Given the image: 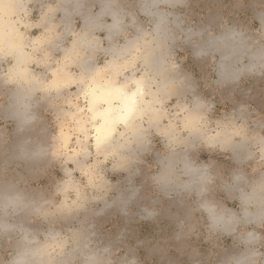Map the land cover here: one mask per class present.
<instances>
[{
	"label": "clouds",
	"instance_id": "obj_1",
	"mask_svg": "<svg viewBox=\"0 0 264 264\" xmlns=\"http://www.w3.org/2000/svg\"><path fill=\"white\" fill-rule=\"evenodd\" d=\"M0 264H264V0H0Z\"/></svg>",
	"mask_w": 264,
	"mask_h": 264
}]
</instances>
